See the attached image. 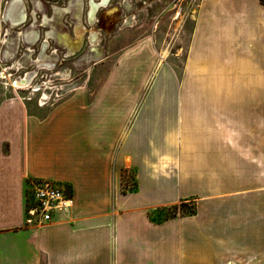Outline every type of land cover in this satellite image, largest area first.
<instances>
[{
  "label": "crops",
  "instance_id": "obj_1",
  "mask_svg": "<svg viewBox=\"0 0 264 264\" xmlns=\"http://www.w3.org/2000/svg\"><path fill=\"white\" fill-rule=\"evenodd\" d=\"M0 103V264H237L264 241V2L199 0L182 71ZM44 104V103H43ZM133 188L123 190L122 171ZM72 206L24 222L40 181ZM196 212L157 221L159 207ZM233 260V261H232Z\"/></svg>",
  "mask_w": 264,
  "mask_h": 264
},
{
  "label": "rangeland",
  "instance_id": "obj_2",
  "mask_svg": "<svg viewBox=\"0 0 264 264\" xmlns=\"http://www.w3.org/2000/svg\"><path fill=\"white\" fill-rule=\"evenodd\" d=\"M10 1L0 0V103L17 98L29 111L44 114L80 89L120 86L122 74L129 75L131 87L153 86L160 71L179 74L199 0H108L92 22L89 4L102 0H19L26 21L16 26L2 18ZM32 32L36 40L29 42L25 35ZM57 34L72 40L80 35L77 51L69 53ZM26 77V85H13ZM131 176L126 174V189L133 188ZM195 212L194 201H181L152 217ZM257 250L251 260L235 263L264 264V241Z\"/></svg>",
  "mask_w": 264,
  "mask_h": 264
},
{
  "label": "built area",
  "instance_id": "obj_3",
  "mask_svg": "<svg viewBox=\"0 0 264 264\" xmlns=\"http://www.w3.org/2000/svg\"><path fill=\"white\" fill-rule=\"evenodd\" d=\"M72 206L69 189L62 183L43 180L27 194L24 222L27 225H42L53 221Z\"/></svg>",
  "mask_w": 264,
  "mask_h": 264
},
{
  "label": "bare ground",
  "instance_id": "obj_4",
  "mask_svg": "<svg viewBox=\"0 0 264 264\" xmlns=\"http://www.w3.org/2000/svg\"><path fill=\"white\" fill-rule=\"evenodd\" d=\"M108 0H102L99 4L98 3H94V2H90V7H89V12H88V19L90 22H92L94 14L96 13L98 6L99 5H105L107 3ZM5 21H8L10 25L12 26H16L19 25L21 23H24L26 21V15L24 12L21 11V7H20V1L19 0H12L8 3V5L6 6V9L3 13V17H2ZM49 34V33H47ZM27 41H35L36 40V33L32 32V33H27L26 35ZM56 38L58 39L59 43L64 45L69 53H73L75 51H77V49L80 46L81 43V36L78 35V38L76 40H72L70 37H68L67 35L63 34V35H56ZM90 40L93 44L97 43L96 42V37L95 35H92L90 37ZM45 47V46H44ZM28 83V79L27 77L24 79H19V80H15L13 81V85H18V86H24ZM46 96V95H45ZM44 96V97H45ZM47 98V97H45Z\"/></svg>",
  "mask_w": 264,
  "mask_h": 264
},
{
  "label": "trees",
  "instance_id": "obj_5",
  "mask_svg": "<svg viewBox=\"0 0 264 264\" xmlns=\"http://www.w3.org/2000/svg\"><path fill=\"white\" fill-rule=\"evenodd\" d=\"M262 2H264V0H261ZM122 176H123V179H124V183H123V190L124 191H126V186H125V184H126V174H127V171L126 170H123L122 171ZM132 189V188H131ZM167 208H172V209H175V208H177V204H174V205H171V206H167ZM157 209H161V207H159V208H157ZM156 209V210H157ZM151 216H152V213H151ZM170 217H172V216H169V215H166L165 217H163V218H154L155 220H157V221H162V220H165V219H168V218H170Z\"/></svg>",
  "mask_w": 264,
  "mask_h": 264
}]
</instances>
